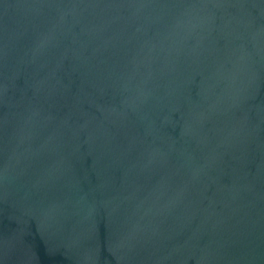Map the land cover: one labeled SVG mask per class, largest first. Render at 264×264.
<instances>
[{
    "label": "water",
    "instance_id": "water-1",
    "mask_svg": "<svg viewBox=\"0 0 264 264\" xmlns=\"http://www.w3.org/2000/svg\"><path fill=\"white\" fill-rule=\"evenodd\" d=\"M0 264H264V0H0Z\"/></svg>",
    "mask_w": 264,
    "mask_h": 264
}]
</instances>
